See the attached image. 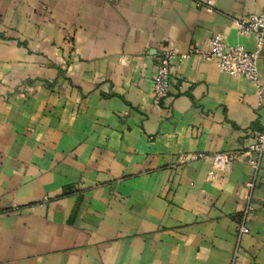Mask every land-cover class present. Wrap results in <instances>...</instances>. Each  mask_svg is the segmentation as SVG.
I'll return each mask as SVG.
<instances>
[{
    "label": "crops",
    "instance_id": "obj_1",
    "mask_svg": "<svg viewBox=\"0 0 264 264\" xmlns=\"http://www.w3.org/2000/svg\"><path fill=\"white\" fill-rule=\"evenodd\" d=\"M263 7L0 0V264H264L257 90L196 53L217 33L255 50L233 19ZM166 47L189 56L157 100ZM218 151L227 169L198 157Z\"/></svg>",
    "mask_w": 264,
    "mask_h": 264
},
{
    "label": "built area",
    "instance_id": "obj_2",
    "mask_svg": "<svg viewBox=\"0 0 264 264\" xmlns=\"http://www.w3.org/2000/svg\"><path fill=\"white\" fill-rule=\"evenodd\" d=\"M206 4L213 6V0H206ZM233 22L241 34L255 37V50H248L242 44H229L223 34L217 33L210 37L206 49L197 50L196 53L204 60L215 62L221 71L234 77L245 78L253 82L256 87L261 109V130L246 150V159L253 170V177L245 183L247 187L253 190L261 160L264 157V77L259 66L261 58L264 57V7L259 13L236 16ZM188 56L189 53L179 52L174 47H166L159 51L153 87L157 100L167 94L170 89L174 61H182ZM235 156L236 154L232 151H218L211 155L200 153L198 155V157L210 158L213 167L218 170L227 169ZM252 196V193H250L246 208L240 216L239 235L250 232L248 222L254 211Z\"/></svg>",
    "mask_w": 264,
    "mask_h": 264
}]
</instances>
